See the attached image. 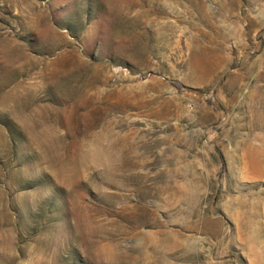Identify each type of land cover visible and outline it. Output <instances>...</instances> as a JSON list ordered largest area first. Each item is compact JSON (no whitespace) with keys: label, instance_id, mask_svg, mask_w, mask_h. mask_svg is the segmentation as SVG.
<instances>
[{"label":"rangeland","instance_id":"374dc122","mask_svg":"<svg viewBox=\"0 0 264 264\" xmlns=\"http://www.w3.org/2000/svg\"><path fill=\"white\" fill-rule=\"evenodd\" d=\"M0 264H264V0H0Z\"/></svg>","mask_w":264,"mask_h":264},{"label":"trees","instance_id":"16d2710c","mask_svg":"<svg viewBox=\"0 0 264 264\" xmlns=\"http://www.w3.org/2000/svg\"><path fill=\"white\" fill-rule=\"evenodd\" d=\"M172 84H174L178 88H182L183 87V85L181 83L176 82V81H172Z\"/></svg>","mask_w":264,"mask_h":264},{"label":"bare ground","instance_id":"6f19581e","mask_svg":"<svg viewBox=\"0 0 264 264\" xmlns=\"http://www.w3.org/2000/svg\"><path fill=\"white\" fill-rule=\"evenodd\" d=\"M4 50H5V48H4Z\"/></svg>","mask_w":264,"mask_h":264}]
</instances>
